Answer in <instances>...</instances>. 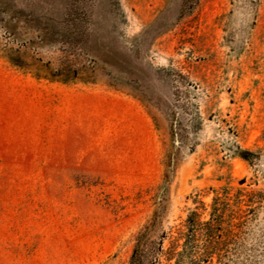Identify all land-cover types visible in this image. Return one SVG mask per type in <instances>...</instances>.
Listing matches in <instances>:
<instances>
[{"label": "rangeland", "instance_id": "rangeland-1", "mask_svg": "<svg viewBox=\"0 0 264 264\" xmlns=\"http://www.w3.org/2000/svg\"><path fill=\"white\" fill-rule=\"evenodd\" d=\"M67 1L0 0V264H128L224 188L262 195L208 264H264V0H84L87 84L48 75Z\"/></svg>", "mask_w": 264, "mask_h": 264}, {"label": "trees", "instance_id": "trees-1", "mask_svg": "<svg viewBox=\"0 0 264 264\" xmlns=\"http://www.w3.org/2000/svg\"><path fill=\"white\" fill-rule=\"evenodd\" d=\"M94 5L84 0H68L58 21L57 46L63 57L59 66L50 74L51 78L63 83H94L84 74V69L76 67L71 58H95L101 64L112 67L111 61L117 58L105 51V57L92 55V13ZM110 58H109V57ZM114 69V68H113ZM262 193L243 189H221L216 191L209 205L208 217L203 218L205 205L195 207L180 224L155 242V230L145 226L135 236V243L128 264H182L184 256L190 258L189 264H208L215 257L220 260L229 245L234 242L242 220L252 213L260 202ZM245 207L242 209V207ZM168 246L162 248V240ZM163 261V262H162Z\"/></svg>", "mask_w": 264, "mask_h": 264}]
</instances>
